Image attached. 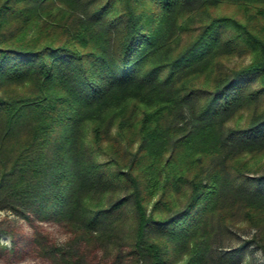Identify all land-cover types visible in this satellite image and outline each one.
<instances>
[{"label": "trees", "instance_id": "16d2710c", "mask_svg": "<svg viewBox=\"0 0 264 264\" xmlns=\"http://www.w3.org/2000/svg\"><path fill=\"white\" fill-rule=\"evenodd\" d=\"M221 4L245 20L213 16ZM255 18L264 0H0V210L67 232L35 240L43 257L215 263L211 221L229 208L262 230L264 252V181L229 172L264 153ZM242 53L247 65H222ZM112 140L136 144L123 164L97 158Z\"/></svg>", "mask_w": 264, "mask_h": 264}, {"label": "rangeland", "instance_id": "374dc122", "mask_svg": "<svg viewBox=\"0 0 264 264\" xmlns=\"http://www.w3.org/2000/svg\"><path fill=\"white\" fill-rule=\"evenodd\" d=\"M210 12L213 16H232L242 21L246 18V14L240 7L231 4H221L212 8ZM252 23L259 31L260 27L264 26V20L260 18L253 19ZM221 61L223 66L237 69L247 65L250 56L242 53ZM10 88L13 89V87ZM109 143H102L103 147L107 145L111 147L107 148L104 155H99L98 160H104L105 157L112 158L111 152L108 153V149H110L117 151L119 159H122L119 163L123 164V154L129 151L133 152L136 148L135 143L129 148H125L122 142L117 143L112 140ZM240 162L246 164L245 167L235 166L232 168L229 165L231 174H237L242 180L249 178L254 182L264 181V153L247 155ZM176 198L180 207L186 204L185 194H180ZM151 202L145 204L147 212L151 209ZM129 217V222L124 230H130L133 225L130 214ZM218 219L213 218L211 221L214 222V236L211 239L210 254L216 262L212 261L209 264H264V252L259 247L262 230L249 226L243 219L240 209L224 210ZM0 230V264H52L42 256L39 248L35 245V240L46 245L60 246L68 239L67 232L54 222H26L10 210H0ZM88 251V261L92 264H113V255H110L109 259L100 250L92 251L89 248ZM129 252L128 248L124 249L120 264H134L133 259L128 256ZM168 257L167 264H185L179 256L172 254ZM217 257L220 260H217Z\"/></svg>", "mask_w": 264, "mask_h": 264}]
</instances>
